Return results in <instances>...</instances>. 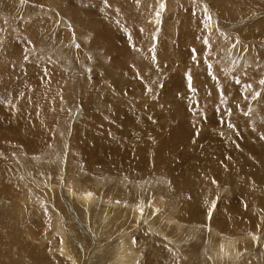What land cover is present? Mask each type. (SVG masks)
<instances>
[{
    "label": "rangeland",
    "instance_id": "1",
    "mask_svg": "<svg viewBox=\"0 0 264 264\" xmlns=\"http://www.w3.org/2000/svg\"><path fill=\"white\" fill-rule=\"evenodd\" d=\"M215 1H219L216 8L212 7V0H0V42L4 44L0 46L3 55L0 54V85L6 77H17L13 88L0 91L1 95L4 94L0 95V107L3 106L0 108V116L4 112L0 118L1 131L8 122L4 116L8 111L5 108L8 107L6 97L9 96L10 100L15 97L14 102L21 96H24V101L30 98L28 87L33 82V74L27 68L32 65H48L57 73L52 74L50 85L43 81L31 88L37 93V90L48 86V94L51 95L48 104L51 109L50 122L46 114L40 113L39 108L37 113L40 117H36L40 119L36 123L40 122L41 127L43 125L46 143L34 152L14 147L7 150L4 144L9 142L3 138L4 133H1L3 137L0 136V264H119L125 250L129 251L133 260L131 263L127 259V264H146L148 259L156 260L158 257L157 254L150 255L146 249L147 243L143 242V238L150 236L161 247H150L152 253L161 250V264H166V261L171 264V261L179 259L181 264H232L223 258V244L232 251H239L234 264H264V201L260 198L264 188L246 184L248 166L244 175L237 173V164L233 161L235 158L231 156L229 165L232 170L230 168L227 171L228 176L227 172L213 169L215 172L208 175L212 178L213 187L205 193L200 186L198 191L201 190V196H197L194 200L196 203L190 207L182 200L186 196L176 192L172 186V176L181 171V176L185 178V174L194 168L207 172V164L211 160L217 161L216 168L221 166L226 154L222 158L219 156L222 150L218 151V145H224L227 151L228 144H231L245 163L255 162L250 153L259 144H240L241 141L235 138V127L226 123L230 119L227 113L229 110L223 112L225 117L228 116L224 118L214 107V111H211L212 117L216 116L214 126H202L204 131L201 134L195 131L194 138L187 136L189 133L179 134L176 137L178 142L175 140L170 145L173 148H169V155L163 159L167 168L159 159L151 165L152 172L148 170L146 175L139 174L140 177L90 171L84 161H80L74 142L75 136L85 135L86 106L101 119L108 120L102 111L109 109V104L107 102L104 105L102 102L109 94V97L120 98L125 103L133 102L134 93L146 98L144 108L138 110H144L153 123L158 119L155 112L156 115L160 112L162 116L158 123L161 126L167 123L171 129L172 120L167 115L169 108L156 103L159 94H156L155 89L158 86V90H161L166 86L169 92L180 95L186 94L187 87H191L192 78L188 74L183 76L187 87L182 85L177 88L174 82H170L179 78L182 66L166 53V48H169L176 54L179 48L174 45L186 42V39H182L181 30L185 26L186 17H192L190 28L193 37L196 34L194 41L200 46L204 60L203 63L199 60L200 55L194 57L192 45H188V61L197 64L196 67L191 66L194 68H191L192 71L198 75L206 72L209 74L207 78L211 76L212 80L213 73L217 71L237 85L251 74L254 76L253 85L248 83L249 87L245 84L246 92L251 95L249 104L246 108L244 106L245 109L236 111L246 121L253 116L264 117V114L260 115L259 106H255L264 91V0H228L231 4L227 0ZM238 5L240 8L246 6V9L241 10L239 15H229L233 10L236 11ZM100 20L101 23L105 22L110 31L113 30L111 41L115 50L95 39L94 30L100 29ZM22 27L26 28L24 32ZM166 33L170 34L166 38L168 42L165 40L162 46ZM135 37L139 46H136L135 40L131 41ZM126 46L130 49L127 50ZM15 47L18 52H14ZM5 51L9 52L8 55ZM211 54H214V60H207ZM118 55L123 57L119 61H122L121 64L117 62ZM45 72L50 73L48 70ZM165 76L170 83H164ZM22 77L27 84L21 85ZM71 81H77L75 89ZM85 91L92 93L89 101L86 100ZM104 91L109 93L100 96ZM4 101L7 105L3 104ZM81 101L87 105L83 106ZM9 107L12 108L11 105ZM165 118L168 121L165 122ZM33 120H28V128L32 127ZM41 121L48 122L47 126ZM259 126L260 129L264 128V123H251L243 127L249 130V127L257 129ZM153 127L158 128L157 125ZM243 127H237L236 132L239 133ZM19 133L22 134L21 131ZM240 133L243 134V131ZM201 136L205 138L203 141ZM184 140L189 144L193 140L198 141L193 146H184L185 143L179 147ZM129 144L131 152H135V140ZM95 165L100 170V166ZM257 165L260 168L258 170H264V162ZM137 171L139 173L140 168ZM260 173L264 181V173ZM181 176H177V180L182 181ZM217 177L219 179L216 181ZM250 188L252 192L248 191ZM242 191L246 196L242 205L244 208L238 209L235 214L233 210L224 207L229 200L241 204L244 197ZM86 197L92 198V201L86 203ZM226 212L233 214L237 222L243 217L244 223L239 221L237 224L239 227L248 224L250 230L244 234L231 233L223 223L228 221ZM190 213L195 216L193 226L185 219ZM217 213L219 215L214 217ZM219 226L224 229L222 232ZM192 251L197 252L198 258L195 261L188 260L186 255Z\"/></svg>",
    "mask_w": 264,
    "mask_h": 264
},
{
    "label": "bare ground",
    "instance_id": "2",
    "mask_svg": "<svg viewBox=\"0 0 264 264\" xmlns=\"http://www.w3.org/2000/svg\"><path fill=\"white\" fill-rule=\"evenodd\" d=\"M34 2H35V0H34ZM227 2L231 4L230 1L227 0ZM212 3L214 4V6H212V7L216 8V6H215V5H217L216 1L212 0ZM240 7L241 6L238 5L236 11L233 10L234 12L232 11V13H230L229 15H232V14H234V15L238 14L239 15V14H241V10L243 11L246 9V6L242 7V8H240ZM111 12H112V10H111ZM107 14H108V11H107ZM112 14H113V12H112ZM189 17H191V16H189ZM191 18L186 17L185 26L182 27V29L180 28L182 30V36H183L182 39H186L185 41L186 42L189 41V43L187 44L186 42H183L182 44L181 43L175 44V42H174V44H175L174 46L179 48V50L177 49L178 52L176 54L171 49L166 48V53H168L167 55H171L173 57V60L175 59L176 61H179L181 63V66H182L179 70V78L175 79V81L172 80L170 82H174V84H176L177 88H178V86H182V85L187 87L188 85L186 84L183 76L188 74L187 76H191V78H192L191 82H190L191 87L190 88L187 87L186 94L183 93L180 95H176L174 92H169L170 90H168L166 86H163V88L161 90H158L159 89L158 86H157V89H155L157 91L156 94L157 95L159 94L157 99H156V103L158 105L162 104V106H164L165 108H169V110H167V109L166 110L168 111L167 112L168 119L172 120L171 125H173V126L171 127V129L169 127H167V126H169L167 123L166 124L162 123V126L160 125V123H158L159 117L162 116L160 114V112H157V115L155 112L154 115L157 116L158 119L156 122L153 123V122H151V120H149V118L147 117V113H145L144 110H138V109L144 108L145 102L147 103L146 98L138 97L134 93L133 98H132L133 102L125 103L120 98L116 99V97L115 98L109 97L110 94L107 95L109 92L107 93L104 91V92L100 93V96L102 94L107 95L106 99H104L105 101H103L102 103L105 105V103L108 102L109 109L102 111V112L105 115V119L108 118V120L101 119L99 117V115H96L94 112L91 111L92 109L90 110V108H88L86 106L85 107V113H86V117H87V120H86L87 126L84 130L85 135L82 137L81 136H75L74 137L75 147L78 148L76 150H78V152H79L78 157L81 158L80 161H82V160L84 161L85 167L87 169H89L90 171L94 172L96 170V172H100V171L104 172V173L110 172V173H116L120 176L129 175L131 177H133V176L134 177H136V176L140 177V176H138L139 174H145L146 172H148V170H151V172L153 171V169H150V168H151V165L153 163H155L156 160L158 161L159 159H161L164 166L167 168V164L164 162L163 159H165L169 155V148L170 149L173 148V147H170V145L172 146V143L176 140V137L179 134H182L184 132L187 134L189 133V135H187V136L194 138V135H195L194 132L195 131H197L198 134L199 133L201 134V131H204V130H202L203 129L202 126H205V127L208 126L210 128H211V126H214L215 121H216V116L213 118L212 113H211V111H214V107H216L218 109L219 114L224 118H228V116L225 117V114H223V112L229 110V111H227V113L229 114L230 119L227 120L226 123L231 124L232 126L235 127L234 128L235 129L234 132L236 134L235 138H237L239 141H241L240 144L241 145H242V143L244 145H252V144L258 145L259 144L258 147L255 146L252 149L253 150L252 153H250L255 158V162L249 164L246 161V163H247L246 164L243 161L242 156L238 152H236V149H234V147L231 144L227 143L228 147H229V149L227 147V151H225L226 149H224V145H222V146L218 145V147H217L218 151L222 150V151H220L221 155H219V156L221 157V156L226 154L224 158L221 157L223 160V162H222L223 164L221 163V166H218L216 168L215 163L217 161L211 160L209 162V164H207V169H208L207 172L200 171L199 169L194 170L195 169L194 168V169H192V171L189 170L190 172L188 174H185L186 175L185 178H183L181 176V174H183L182 171L178 175L172 176V186H173L174 190L176 192L186 196V198H183L182 200L188 206L193 205V203H196L194 201V200H196V197L201 196L200 195L201 190L198 191L200 186H201V189H202V187L204 188V190L206 191L205 193H208V191L211 190L213 185L211 182L212 178H209V176H211L212 173H214L217 169H219L221 172L222 171L227 172L231 168L230 167L231 165H229L230 164L229 162L231 161V156H233L235 158V159H233V161L237 164V166H236L237 170L235 169L236 172L238 171L237 173H241V175H244L243 172L246 169V167L248 166V170H247L248 174L247 175H249V176H247L246 180L248 182H246V184L248 183L249 185H253V187L257 186V188H259V189L264 188V181L260 178V176L263 175V174L261 175L260 172L264 173V170H258L257 169V168H259L257 163L263 164V162H264V128L260 129V126H259V128H257V129H251L249 127V130H247L243 127V126H246L247 124L250 125L251 123H256V124H259V122L264 123V117H254L253 116L252 119H248L250 121L249 122V121L244 120L241 117V115H239V113L236 111L237 109L240 110L241 108L243 110L245 105H246L245 108L248 106V104H249L248 100H249V97L251 95H250V93L246 92L245 88H247L246 85H248L249 87H250V85L251 86L253 85L252 82H253L254 76H252L251 74H250V76H246L247 79L245 81H240V84L237 85V83H234V81L227 80L226 78H224L222 75L217 73V71H216V73L214 72L212 75L213 80H212L211 76H208L209 78H207V75H209V74H206V72L204 73V75H203V73H202V75H201V73L199 75L195 74L191 68L196 67L197 64L195 65L193 62L188 61V58L186 56L187 50L190 48V47H188V45H192L191 51H192V55L194 57H198L200 55L199 60H202V63L204 60L200 54L202 52L200 49V46L196 43V41H194V39H195L194 37L196 36V34L193 37V30H191V28H190L191 22H192ZM105 19H106V16H105ZM224 19H225V17H224ZM89 20H87V21L89 22ZM101 20H102V18H101ZM101 20L99 23L100 29L94 30V32H96V38L95 39H98V42H100L102 45H106V47H108L112 50H115L116 47L114 46V43H112V41H111V35L114 34L112 32L113 30L111 29V31H110L109 27L105 24V22L101 23ZM125 21H127V20H125ZM112 24H113V22H112ZM198 29H199V27L197 28V30ZM21 30L24 32V30H26V28L22 27ZM198 31L200 32V30H198ZM41 34H43V33L41 32ZM47 34H48V32H47ZM167 35H170V34L166 33V37L162 41V46L165 44V40L168 42V39H166ZM136 39H137L136 37H135V39L132 38L131 41L133 42L135 40L136 46L137 45L139 46V42H137ZM191 39H192V43L190 42ZM38 40H39V38H38ZM124 40L126 41V38ZM180 42H182V41H180ZM2 44H3V42H0V46ZM150 44H151V42H150ZM131 47H132V45H131ZM3 48H5V47H3ZM127 48H128L127 50L130 49L129 47H127ZM170 48H171V46H170ZM17 50H18V48L15 47L14 52H18ZM193 51H194V53H193ZM5 52L8 55L9 52H7V51H5ZM12 52L13 51H11V53ZM14 52L12 53L13 56H14ZM118 52L120 53V49ZM8 57H10V56H8ZM214 57H215L214 54H211L210 56H208L207 60H211L212 58L214 60ZM116 59H117V62H119L120 60L123 59V57L118 55V58H116ZM179 62H177V63H179ZM121 63H122V61L119 62V64H121ZM123 63L125 65V62H123ZM192 65H195V66L191 67ZM25 69H26V67H25ZM27 70H29L33 74V82L30 83L29 87L25 86V87H28V91H29V95H30V98L28 99V101H26V100L24 101V96H23V98L21 96V98H19V100L17 99L18 101L16 100L15 102H14V100L16 99L15 97L13 98L14 100H12V99L10 100L9 96L6 97L8 107L5 106V108L8 111L5 113L4 116L6 119L5 118L4 119L8 122L5 123L3 121L5 124L3 126L4 129H2V131L0 130V136L3 135V134L1 135V133H4V135H3L4 137L3 136L2 137L5 138L7 140V142H9V143L4 144V146H5L4 149H7V150L9 148L14 147V148H18V149L24 148L26 151L28 150L27 152H29V151L34 152V151H37V149H40L41 145L46 143L45 142L46 137L43 136L44 135L43 125L41 127V125H39L40 122L38 124L36 123V120H40L39 119L40 114L38 115L37 109L38 108L41 109L42 112L40 110V113L46 114L47 121L49 120L48 122H50V120H51V117H50L51 116V112H50L51 109L48 107V104L50 103L51 95L48 94V92H49L48 86L46 87V89L42 88V90H37L36 91L37 93L33 92L31 90V88L37 86L39 82L42 83L43 81H47L48 82L47 85H50V81H51V79H53L52 74H54V72H55V74H57V73L53 67L48 66V65H40V64L36 65V66L32 65V66L28 67ZM45 70H48L50 73L46 74ZM221 73H223V72H221ZM13 77L14 78H12V79H10V77L9 78L6 77L7 79L3 80L2 84L0 85V91L3 92V90L7 91L8 88H11V87L13 88V82L17 81V77L16 76H13ZM163 80H164V83H170L167 81L168 80L167 76H165ZM19 81H20V79H19ZM21 83H20L21 85L27 84L23 77L21 78ZM75 83L77 84V81L72 82L71 86L75 85ZM5 84L7 85V87L5 86ZM169 85H172V84H169ZM99 86H100V84H99ZM105 86H106V83H105ZM111 86H113V84ZM75 87H76V85L73 87V89H75ZM21 90H23V89H21ZM165 90H166V92H164ZM190 90H193V92H190ZM114 91H116V90L114 89ZM20 92H22V91H20ZM85 92H86L85 93L86 100L89 101L88 98H90V95L93 93V91H92V93H89L88 91H85ZM1 93H0V95H1ZM153 93H154V91H153ZM3 95L4 94H2L1 96H3ZM25 95H26V91H25ZM94 95H96V94H94ZM165 96H166V98H165ZM130 97H132V96H129V98ZM167 97H169V98H167ZM171 97H175V98L172 99ZM134 98H135V101H134ZM262 98H264V91L261 92V95L259 97L258 102H256V104L255 103L254 104H255V106H259L258 108L261 111L260 115L263 116L264 106L260 107L261 103L264 101V99H262ZM0 99H1V97H0ZM167 100H169V101H167ZM4 102H3V104L7 105L6 101H4ZM81 102H83V101H81ZM136 102H142V103H136ZM82 104H83V106L87 105V104L84 105V102ZM10 105H11V107H12V105H14L15 107L13 106L12 108H10L9 107ZM140 105H142V106L140 107ZM232 105L234 106L235 109H233ZM137 106H139V107H137ZM2 108H3V106H2ZM6 109H4V110L6 111ZM10 109H12L11 112L9 111ZM2 112H3V110H2ZM169 112H171V113H169ZM3 113L1 114V116H3ZM97 114H98V112H97ZM103 114L101 113L102 117H103ZM1 116H0V118H1ZM37 116H39V117L36 118ZM42 116L43 115H41V118H42ZM46 117H44V118H46ZM29 119L30 120L35 119V120L31 121V123L33 122V124H31L32 125L31 128L30 127L28 128V125L30 124V121L28 124ZM134 121H137L136 123H139V124L137 126H135L134 124H136V123H134ZM164 121L165 122L168 121L167 118H165ZM42 122L43 123L45 122V126H47L46 124L48 122L46 123V121H41V123ZM221 123L223 124V122H221ZM156 125L158 128L153 127ZM237 127L240 129H241V127H243V130H239V133H238V131L236 132ZM160 128H163V130H161ZM19 131L22 132L21 135H20ZM129 131L131 133H129ZM240 131H243V134H241ZM94 132H96L97 134L94 135ZM201 137H202V141H203L204 137L203 136H201ZM178 138H180V137H178ZM197 138L199 140V136H197ZM152 139H154V142ZM211 139L213 142L214 137H212ZM219 139H221V138H219ZM47 140H48V138H47ZM134 140H135L136 144L133 147L136 146L135 147L136 150H135V152L132 153L131 147H130L131 143L129 144V142L134 141ZM198 140H196V141L193 140L190 142V144L188 141L184 140L183 142H181L179 144V147H180V145H182V144L184 145L185 143L186 144L184 146H187L188 144L189 145L192 144V146H193V144L197 143ZM1 145H0V148L2 147ZM256 148H258V151H256ZM133 150H134V148H133ZM212 154L214 157V153H212ZM247 154H249V153H247ZM146 155H148V156L146 157ZM178 158H180V156ZM211 158H209V160ZM184 160H186V159H184ZM173 162H174V160H173ZM95 164H98L100 166V167H98V168H100V170H98L96 168ZM189 164H191V163H189ZM139 168H140V172L138 173L137 169H139ZM176 168H177V166H176ZM213 169H215V171H213ZM231 170H232V168H231ZM173 171H175V170H173ZM155 172H156V170H155ZM204 173H206V174H204ZM226 174L228 176V172ZM226 174H223V175H226ZM179 175L183 178L182 181L177 180V179H179L177 177ZM218 179L219 178L217 177L216 181ZM214 183H215V180H214ZM248 191L252 192V188L248 189ZM249 195L250 194L248 193L247 196H249ZM242 196H244V197L241 201V204H236L237 201L235 202L233 200H231V201L229 200V203L226 202L224 204V207H227L229 210H233L236 214L238 209L244 208L242 205H244V203H245L246 196H245V192L243 193V191H242ZM250 198H252L251 203H253V196L251 195ZM250 198L246 201L247 203H248V201H250ZM260 198H263L262 200L264 201V191H261ZM86 199H87L86 203H87V201H90V200L92 201V198L86 197ZM254 200L256 202L258 201L256 199H254ZM192 208H193V206H192ZM198 210H200V209H198ZM229 213L228 214H227V212L225 213V215L227 214L226 219L228 221H224L223 223L228 227V229L231 231V233L244 234L248 230H250V228H249L250 226L248 224H243L240 227L237 224V223H239V221L240 222L244 221L243 217H241L240 220L237 222L236 220L234 221L233 216H232L233 214L230 215ZM259 213L260 212H258L257 214H259ZM187 215H188L187 218L185 217V219H187L186 221L191 223L193 226L194 225L193 223L195 222V221H193V217H195V216L192 213L187 214ZM217 215H219V213L215 214L214 217H216ZM198 218H195V219H198ZM200 221H203V220H200ZM177 225L180 226V224H177ZM217 227H218V224H217ZM220 229H221V232L224 230V229H222V227H220ZM228 229H226L225 231H227ZM262 231H264V230H262ZM143 240H144L143 241L144 243H147L146 249L148 250L150 255H154V254L158 255L156 260H149L148 259V262H146V264L147 263L148 264L160 263V261H162V258H159V257H161L159 255V254H161V250H154V253H152V251L150 249L151 246L152 247L154 246L155 249H161L158 241L154 237H151V236L149 238L145 237V238H143ZM171 242H173V241H171ZM222 248H223V252H224L223 258L226 259L227 261L228 260L231 261L232 264H234L236 262L235 260L238 259L237 253H239V251H232L225 244L222 245ZM190 249H191V247H190ZM221 251H220V253H221ZM211 254H210V257H211ZM186 255H188V260L191 259V261L192 260L195 261L196 258H198L196 251H194V252L192 251ZM216 255H218V254H216ZM235 256H237V257H235ZM127 259H129L128 261H130L131 263L133 262L129 251L125 250V254H122L120 257L121 262L119 264H127V262H126ZM257 259H259V258H257ZM179 260H177L176 262L171 261V260L170 261H171V264H181V262ZM204 260H206V259H204ZM164 262H162V263H164ZM166 264H169L168 261H166ZM254 264H256V263H254Z\"/></svg>",
    "mask_w": 264,
    "mask_h": 264
},
{
    "label": "snow or ice",
    "instance_id": "3",
    "mask_svg": "<svg viewBox=\"0 0 264 264\" xmlns=\"http://www.w3.org/2000/svg\"><path fill=\"white\" fill-rule=\"evenodd\" d=\"M161 8H163V5H161ZM90 195V194H89Z\"/></svg>",
    "mask_w": 264,
    "mask_h": 264
},
{
    "label": "crops",
    "instance_id": "4",
    "mask_svg": "<svg viewBox=\"0 0 264 264\" xmlns=\"http://www.w3.org/2000/svg\"><path fill=\"white\" fill-rule=\"evenodd\" d=\"M80 13V12H79Z\"/></svg>",
    "mask_w": 264,
    "mask_h": 264
}]
</instances>
